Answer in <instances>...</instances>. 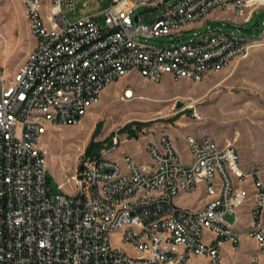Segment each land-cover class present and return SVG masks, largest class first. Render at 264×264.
<instances>
[{"label":"built area","instance_id":"2783aa9c","mask_svg":"<svg viewBox=\"0 0 264 264\" xmlns=\"http://www.w3.org/2000/svg\"><path fill=\"white\" fill-rule=\"evenodd\" d=\"M72 1L24 0L35 43L16 72L0 73V264H188L195 256L221 264L224 243L237 247L244 236L263 252V169L246 167L233 143L189 134L185 158L164 133L147 143L149 163L104 153L67 179L72 190L60 182L63 192L54 194L40 142L52 126L79 123L130 72L201 80L264 45V31L246 36L218 26L175 41L221 12L248 21L264 0H112L74 21L63 10ZM162 3L167 9L152 22L135 20L137 7ZM161 36L169 40L147 41ZM196 190L205 194L201 205L176 201Z\"/></svg>","mask_w":264,"mask_h":264},{"label":"rangeland","instance_id":"374dc122","mask_svg":"<svg viewBox=\"0 0 264 264\" xmlns=\"http://www.w3.org/2000/svg\"><path fill=\"white\" fill-rule=\"evenodd\" d=\"M111 1L74 0L64 2L63 10L74 21L101 12ZM167 7L168 3L157 7L141 5L135 9L134 17L139 14L143 22L150 23ZM221 14L218 19L191 24V29L175 41H187L195 37V32L205 35L209 26L246 36L261 35L264 31V4L248 21L228 11ZM100 21L104 22V16ZM140 38L145 40L144 36ZM165 40L169 36L147 38L151 43ZM33 46L24 0H0V73L16 72ZM126 87L133 89L132 97H123ZM164 133L176 137L182 145L189 134L197 138L210 134L221 144L233 143L246 167L256 162L262 166L264 178V45L251 48L248 54L201 80L166 75L163 80L154 81L130 72L108 85L101 100L79 123L52 126L43 136L40 144L48 160V185L54 194L63 192L60 182L65 183V190H72L74 181L67 179L85 162L104 153L116 156L135 147L139 157H148L147 143ZM181 151L187 158V150ZM234 218L235 215L226 214L228 221ZM116 243L134 252L128 244L119 240ZM223 252L221 264H250L256 253H261L264 264V251L253 237L247 246H230Z\"/></svg>","mask_w":264,"mask_h":264},{"label":"crops","instance_id":"0c3cea01","mask_svg":"<svg viewBox=\"0 0 264 264\" xmlns=\"http://www.w3.org/2000/svg\"><path fill=\"white\" fill-rule=\"evenodd\" d=\"M34 43H35V38H34ZM106 89V88H105ZM104 89V90H105ZM172 137V136H171ZM172 139L174 140V143H175V145H176V147H177V149L180 151V152H182L181 150L182 149H185V146H184V144L182 145L180 142H179V140L176 138V137H172ZM186 150V149H185ZM137 153H138V149L137 148H135V147H128V149H126L125 150V152H122V153H118L116 156H112V157H115V158H118V159H122V157H123V155L124 154H132L135 158H136V160L139 162V163H142V164H146V163H149L150 162V156H149V154L147 153V151H146V153H147V155H148V157L144 154V155H142L141 157H139L138 155H137ZM187 196V197H186ZM205 198V194H204V192H203V190H196V191H194V192H192L191 194H189V195H184V194H181V195H179V196H177V200H181V201H184L186 204L185 205H187L188 204V206H199V205H201V202H199V198ZM194 203H196V204H194ZM242 209H246V208H242ZM250 241H251V236H244L243 238H242V240H241V242H240V244L239 245H241L242 244V246L244 247V246H247L249 243H250ZM224 245H226V247H224V248H229L230 246H232V244L229 242V241H226L225 243H224ZM238 245V246H239ZM237 246V247H238ZM233 248H236V247H234V246H232ZM224 253V252H223ZM223 258H224V254H223ZM205 261H206V258L204 257V256H195L188 264H204L205 263Z\"/></svg>","mask_w":264,"mask_h":264},{"label":"bare ground","instance_id":"6f19581e","mask_svg":"<svg viewBox=\"0 0 264 264\" xmlns=\"http://www.w3.org/2000/svg\"><path fill=\"white\" fill-rule=\"evenodd\" d=\"M128 93H129V95H134V92L130 89L129 91H128Z\"/></svg>","mask_w":264,"mask_h":264},{"label":"water","instance_id":"95a60500","mask_svg":"<svg viewBox=\"0 0 264 264\" xmlns=\"http://www.w3.org/2000/svg\"><path fill=\"white\" fill-rule=\"evenodd\" d=\"M135 20H138V15L135 16ZM82 167V166H81Z\"/></svg>","mask_w":264,"mask_h":264},{"label":"trees","instance_id":"16d2710c","mask_svg":"<svg viewBox=\"0 0 264 264\" xmlns=\"http://www.w3.org/2000/svg\"><path fill=\"white\" fill-rule=\"evenodd\" d=\"M48 178H49V175H48Z\"/></svg>","mask_w":264,"mask_h":264}]
</instances>
